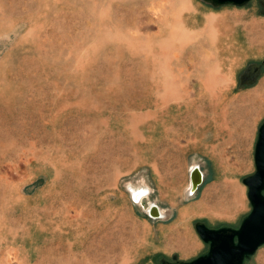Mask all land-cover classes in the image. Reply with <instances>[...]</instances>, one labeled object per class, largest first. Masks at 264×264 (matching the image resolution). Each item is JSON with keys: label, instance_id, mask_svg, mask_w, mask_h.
Instances as JSON below:
<instances>
[{"label": "rangeland", "instance_id": "1", "mask_svg": "<svg viewBox=\"0 0 264 264\" xmlns=\"http://www.w3.org/2000/svg\"><path fill=\"white\" fill-rule=\"evenodd\" d=\"M185 1L0 0V264L187 261L251 211L264 0Z\"/></svg>", "mask_w": 264, "mask_h": 264}, {"label": "water", "instance_id": "2", "mask_svg": "<svg viewBox=\"0 0 264 264\" xmlns=\"http://www.w3.org/2000/svg\"><path fill=\"white\" fill-rule=\"evenodd\" d=\"M248 1L250 0H213L217 4L237 5ZM254 159L256 171L243 178V183L248 187L247 194L252 209L241 224L238 227H210L204 221H198L195 229L200 238L209 245L208 251L191 260L164 264H244L247 257L255 254L264 245V122L259 127ZM194 172H198L200 179L195 188L190 189L189 196L193 195L197 186L203 182V174L198 165L191 168V180ZM148 214L158 218L150 212Z\"/></svg>", "mask_w": 264, "mask_h": 264}, {"label": "bare ground", "instance_id": "3", "mask_svg": "<svg viewBox=\"0 0 264 264\" xmlns=\"http://www.w3.org/2000/svg\"><path fill=\"white\" fill-rule=\"evenodd\" d=\"M222 17V16H221ZM218 22V21H217ZM202 174H203V178H204V172L202 171V169L200 168ZM200 179L199 175H198V172H194L193 174V180H191V183H190V187H193L195 188L196 186V182ZM200 186V185H199ZM133 193H134V197L137 201H143V199L146 197V188H134L133 186ZM148 193V192H147ZM149 194V193H148ZM149 211L156 217H161L163 216V212H162V209L161 207L156 204V203H151L150 206H149ZM148 211V212H149Z\"/></svg>", "mask_w": 264, "mask_h": 264}, {"label": "crops", "instance_id": "4", "mask_svg": "<svg viewBox=\"0 0 264 264\" xmlns=\"http://www.w3.org/2000/svg\"><path fill=\"white\" fill-rule=\"evenodd\" d=\"M203 1H207V0H203ZM170 3L172 4V6H205L203 2H201L200 4H193L185 0L184 1L183 0H170Z\"/></svg>", "mask_w": 264, "mask_h": 264}, {"label": "built area", "instance_id": "5", "mask_svg": "<svg viewBox=\"0 0 264 264\" xmlns=\"http://www.w3.org/2000/svg\"><path fill=\"white\" fill-rule=\"evenodd\" d=\"M133 200H134V202H135V203H138V201L135 199V197H134V196H133Z\"/></svg>", "mask_w": 264, "mask_h": 264}]
</instances>
